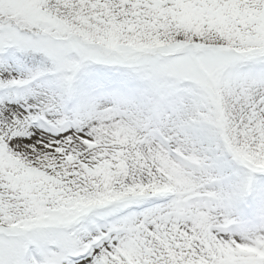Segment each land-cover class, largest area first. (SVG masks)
<instances>
[{"label": "snow or ice", "instance_id": "obj_1", "mask_svg": "<svg viewBox=\"0 0 264 264\" xmlns=\"http://www.w3.org/2000/svg\"><path fill=\"white\" fill-rule=\"evenodd\" d=\"M0 264H264V0H0Z\"/></svg>", "mask_w": 264, "mask_h": 264}]
</instances>
